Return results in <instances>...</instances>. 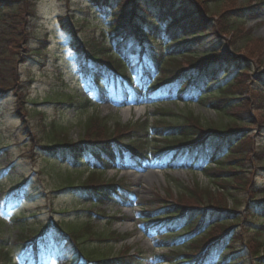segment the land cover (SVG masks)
Instances as JSON below:
<instances>
[{"label": "rangeland", "instance_id": "obj_1", "mask_svg": "<svg viewBox=\"0 0 264 264\" xmlns=\"http://www.w3.org/2000/svg\"><path fill=\"white\" fill-rule=\"evenodd\" d=\"M119 1L118 6H122L127 14L135 9L133 4H128L126 7L127 2ZM260 1L264 0H200L201 16L206 15V19L210 21H206L207 26L196 30V34H180L193 43L188 49L189 55L185 57L177 55L181 65L191 60H204L201 53L207 50L214 51L216 58L224 57V60L230 55L242 57L239 65L223 63L218 78L224 77V80H219V85L212 84L208 88V92L218 90L225 86L229 77L236 79V83L226 92L227 98L238 97L237 100H229L230 112L216 111L214 106L210 105L212 101L209 99H214L216 95L207 96L208 100L202 103L172 100L150 102L144 104L145 109L139 113L135 107H117L109 99L96 98L93 92H88L86 79L80 74L79 63L85 62L86 56L84 52L78 50L79 46L75 47L73 43L81 39L89 48L91 44L96 50L98 47L99 50L108 52L110 44L106 42L104 44V41L107 35L110 36L108 26L105 24L109 16L99 14L96 6L95 9H91L93 4L87 0H38L37 7L41 13L33 22L35 33L31 34L34 38L32 37L30 46L34 51H38V47L44 50L39 57L24 51L17 60L19 73L28 86L23 88V91L30 100L18 101L15 95L18 87L3 95L0 94V181H3L5 192L25 179L30 181L27 192L10 201L0 190V243L9 247L8 252L14 260L18 261L28 252L29 247L32 248L27 244L28 240L20 238L22 233L47 221H59L66 230L75 227L81 230L87 229L86 225L89 224L88 231L92 232L96 239L87 242L84 241L85 237H82L81 243H87L92 252H98L97 256L128 254L124 256L137 257L139 254L144 257L143 264H160L159 255L168 252L169 248L157 247L153 239L143 232L140 211H152L167 203L166 206H169V203L181 199L180 197L188 202L190 196L197 198L198 195V200L202 197L204 205L238 211L240 222L246 223L237 228L238 234L243 232V236L235 244V250L241 251L238 255L240 261L243 264H263L257 257L264 256V228H261L262 234H258L253 228L254 239L252 236L248 237V232L243 231V228L261 226L260 222L255 221L260 218H253L251 215L256 207L255 202L264 200V90H260L258 96L254 93L251 95L250 92V86L264 71V12L258 11V8H256L258 15H247L239 11L248 3L256 5L260 4ZM12 4L13 0L6 6ZM114 8L117 14L119 8ZM225 10L229 11L224 13ZM142 12L145 10L139 9L138 13L143 14ZM98 15L103 19H98ZM70 16L81 17L79 24L71 26ZM229 16L243 20L244 28L241 34L232 35L222 32L228 27ZM64 23L66 27L62 25ZM74 27L77 28L75 30L77 36L72 33L71 29H75ZM249 31L251 33L249 37L253 40L248 43L247 52L252 59L245 60L249 56L246 52L245 39ZM100 41L106 45L104 49L103 46L101 49ZM257 48H261L259 54ZM196 52L198 55H195ZM225 71H229L228 76H224ZM24 77L30 78L31 82ZM62 98L74 101V104L63 106L55 104L54 101ZM81 98H89V104L85 107L78 106L76 103L81 102ZM27 104L31 107L30 112L26 108ZM129 107L131 112L126 113L125 109ZM191 112L209 127H223L234 119L237 121L236 127L244 131L243 138L247 137L242 144H237L239 140H235L230 148L231 153L228 152L230 155L226 159L222 158L223 166L211 164L214 168L210 170H213L215 176L211 175L210 170L156 168L151 157L148 159L150 167L143 172L129 169L92 172L85 169L83 162L79 166H71L73 169L78 167L79 170H70L62 167V162L53 166L52 159L55 156H48L41 147L49 142L43 138L44 129L51 130L53 121L65 128L59 133L61 135L58 137L59 140L66 137L76 142L87 133L94 137L102 134L109 136L114 129L117 130V122L127 126V130L129 126L126 123L135 124L138 120L149 121L151 125L158 127L188 123L185 115ZM93 116L104 119L107 124L100 120H92ZM127 130L122 132L121 139H134L132 133L129 134ZM162 135L150 133V140L154 142L147 146V149H152L155 143L162 141L164 137ZM39 136H42V140ZM235 160H243L244 163H236ZM92 178L102 182L120 180L128 190L132 191V205L127 207L99 202L92 206L85 200L86 198H82L74 190H62L69 184H89ZM238 178L243 179L245 183L238 185L236 182ZM224 180H231L233 184L225 188L219 186L218 183L226 184ZM194 188L197 192H194ZM191 203L193 204H184L190 206L196 204L192 200ZM23 210L34 214L29 217L26 214L27 219L16 221L15 213L18 214ZM87 210L95 215L92 217L86 212ZM111 216L116 218L111 219ZM226 224L229 228L232 222ZM217 229L218 233L222 227ZM246 240L253 241L251 247L247 246ZM68 252L75 261L78 255L75 246L69 241H62L53 246H41L39 258L42 264H63ZM57 253L59 259L55 257ZM24 262L20 264L33 263L26 259Z\"/></svg>", "mask_w": 264, "mask_h": 264}, {"label": "trees", "instance_id": "obj_2", "mask_svg": "<svg viewBox=\"0 0 264 264\" xmlns=\"http://www.w3.org/2000/svg\"><path fill=\"white\" fill-rule=\"evenodd\" d=\"M9 1L11 0H0V94L3 95V93L18 87L20 90L18 91L16 89L17 93L15 95L18 97V101L24 102L25 100L29 101L30 98L23 91V88L28 86L24 83L21 73H19L17 60L18 56L23 55L24 51L29 52V55L39 57L44 50L38 47L39 50L34 51L30 46L34 38L31 34L35 33L33 22L35 19H38L41 10L37 7L38 0H13V4L7 7L6 4ZM92 1L96 2L97 0ZM101 1L107 2V0ZM121 1L127 2L126 7L128 4H133L135 11L132 8L133 12L130 15L124 12L125 9H122V6H120V10H122L117 14L111 15L108 21L110 36L107 35L105 41L102 37L104 44L105 42L110 44L108 45V52L99 50L98 47L96 50L91 44V48H89L81 39H77L73 43V46H79V51H84L87 59L94 63L97 71L103 77L108 80V76H112L117 83L123 82L121 83L122 85L120 84L121 89L118 92L111 87H107L105 90L96 89L95 92L98 97L109 96L120 102L118 99L122 97V90L127 91L129 95L131 94V100L134 103L156 102L170 98L184 101L197 98L202 102L207 100V94L208 96L217 95L214 99H209V101H212L211 105L214 106L216 111L230 112L229 100H237L238 97L227 98L228 95H226V92L229 90V87L236 83V79L229 77L224 87L218 90L214 89L209 91V93L202 94L200 92H202L201 90L204 89V84L207 82V87H210L212 84L219 85V80H224V77L221 79L218 78L223 63L228 62L229 64L239 65L242 57H233V55H230L224 60V57L216 58L217 56H214L216 54L214 51L207 50L201 53L204 60H191L187 64L182 65L177 60V55L179 54L180 57L189 55L190 51L188 52L186 50L190 49L189 47L193 45L192 42L187 41L180 34H196V30L207 26L206 21H210V19H206V15L201 16L199 7L201 5L200 0ZM98 2L100 3V1ZM260 2V4L256 5L248 3L239 11L247 15H258V11L262 10L264 12V1ZM137 6L139 9L143 8L145 10L141 18L138 17ZM256 8H258V11ZM228 11L225 10L224 13ZM167 16L172 22L167 24L163 31H160V28L163 26L162 22ZM80 18L79 16L69 17L70 22L74 23V25L79 24L78 21ZM145 21L150 28L148 31L143 27ZM227 24L228 27L224 28L223 33L239 35L242 32V28H244L243 20L232 16H229V19H227ZM74 28L71 30L76 35L77 31L75 30L77 28ZM250 34L249 31L245 38L247 40L246 52L249 49L248 43L253 40L252 37H249ZM166 36L168 38L172 37L173 40L171 42L176 45L167 48ZM132 39L135 40V43L130 45ZM102 41H100V47L103 46L104 49L106 45H103ZM253 47L256 48L254 45ZM260 49L257 48L258 54L260 53ZM136 54L140 55L138 59L133 58ZM195 55H198L197 52ZM22 59L24 60V57ZM247 59L251 60L252 56L249 55L245 58V60ZM137 69H142L143 73L137 79L138 85L135 84L136 86L133 85L130 87L128 86L129 78H131V73L136 72ZM228 75V71H225L224 76ZM153 76L156 77L154 81L156 84L146 88L145 84ZM24 78L31 82L30 78ZM252 84L250 86L251 95L254 93L255 96H258L260 90H264L262 89V86L264 87V71L258 75V79ZM106 86H108V83H106ZM133 87L135 88L132 89ZM115 88L117 90V87ZM222 96L224 97L220 98ZM252 98L256 100V98ZM54 102L62 106L74 104V101H67V98H62ZM79 102L76 104L80 107L88 105L87 101ZM26 108L30 112L31 107L28 104ZM185 116L188 119V123L171 124L166 125V127H158L151 125L149 121L138 120L135 124L131 122L126 123L129 126L127 130V126L117 122V130L114 129L113 133H110L109 136L102 134L99 137H94L87 133V135L85 134L86 136L84 135L82 139L80 138L76 142H72L66 137L60 138L59 140L58 137L61 136L59 133L65 130V128L56 123V121H53L51 123L53 126L51 130L44 129L43 138L49 142L41 147L48 156L56 157L52 159L53 166L56 164V160L61 158L65 162H68L65 165L67 166L66 168L70 169V165L68 164H75L77 162V158L74 155L80 154V151L85 149L96 153L94 154L92 164L94 165L93 168H97V170H105L108 165L114 164L117 160L133 167H139L145 161L147 146L154 142L150 140V133H156L163 134L162 136H164L162 141L155 143L151 152L158 164L171 168L185 167L196 169L201 167L205 171H209L214 168L208 165L210 163H215V166L224 165V159L230 155L232 151L230 148H232L231 146L235 140H239L237 144H242L247 139V137L243 138L244 131L236 127L237 121L234 119H232L231 123H226L223 127H209L204 125L200 118L195 117L192 112ZM93 119L104 122V119H100L97 116H93ZM104 123L107 124L106 122ZM125 130L129 134L132 133V137L134 138L128 143L123 142L121 139V134ZM39 137L42 140V136ZM229 151L230 153H228ZM113 153L117 155V160ZM223 157L224 159H222ZM235 162L244 163L243 160H235ZM119 164L123 165L122 163ZM212 172L213 170H210V173ZM224 172L226 173V170ZM211 175L215 176L214 173ZM92 181L89 184H69L63 187L62 190H74L81 196H85L93 205L98 204V202H103L101 201L103 198H107L111 194L116 193L114 190L116 186L119 188L124 187L122 182H116L117 185L115 186L101 184L104 182L95 178H92ZM224 182L226 184L218 183V185L225 188V186H231L233 184L231 180H224ZM236 182L238 185L245 183L240 178L236 179ZM194 189V192H197V189ZM124 194H127V192L124 191ZM123 198L127 201L128 195L123 196ZM180 198L171 204L169 203V206H166L167 203L152 211H141L143 228L146 233L154 237L156 236L158 245L170 246L175 244L174 238L186 239L183 240L186 242L189 241L188 247L185 250L163 254L161 255L162 260L173 262L172 264H243L240 261V256H238L241 251L235 250V244L243 236V232H240V234L237 233L238 226L242 227L246 223L240 222V214L238 211L204 205L202 197L198 200V195L197 198L190 196L188 202L182 200L183 197ZM191 200L196 204L191 206L187 205L193 204ZM255 203L256 207L251 216L253 218H260V220L255 221L260 222L261 226L253 227L248 224L252 228H243V231L248 232L247 236H252L253 239L255 238L253 228H255L258 234H262L263 229L261 228H264V200ZM86 212L92 214L90 210ZM230 221L232 225L228 228L226 223ZM248 222L254 223L253 221ZM88 225H86L87 229L84 228L83 230L77 229V227L67 228L68 230H66L65 226L59 221L51 225L49 222H44L38 227L30 228V231H23L24 234L22 233L20 238L25 240L30 239L31 241L36 239L38 242L42 240L43 243L48 244L46 239L50 237L46 236L50 234H46L47 230L52 233L50 236L57 241L67 240L75 246V249L78 251L77 258L79 259L76 264L142 263L136 256H124L128 254L117 257L97 256L98 252H92L87 243H81L82 237H85L84 241L87 242L96 239V236L88 231L90 228ZM178 226H181L183 229L178 231L176 229ZM220 227L222 229L217 233V228ZM172 229H174L172 232H180V235L169 237L173 233H166ZM251 242L253 241H245L248 247L252 246ZM2 244L0 243V264H17L8 252L9 247ZM222 247L227 249L229 253L228 259L219 255L220 248ZM34 257H36V252ZM177 259L183 260L179 262ZM257 259L264 264V256H258Z\"/></svg>", "mask_w": 264, "mask_h": 264}, {"label": "bare ground", "instance_id": "obj_3", "mask_svg": "<svg viewBox=\"0 0 264 264\" xmlns=\"http://www.w3.org/2000/svg\"><path fill=\"white\" fill-rule=\"evenodd\" d=\"M143 109H144L143 107H138V108H136V111L140 113V112H142V111H143ZM125 111H126V113H129V112H131L130 108H128V109H125Z\"/></svg>", "mask_w": 264, "mask_h": 264}]
</instances>
